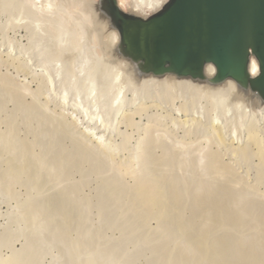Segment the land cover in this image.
Returning a JSON list of instances; mask_svg holds the SVG:
<instances>
[{"label": "bare ground", "instance_id": "bare-ground-1", "mask_svg": "<svg viewBox=\"0 0 264 264\" xmlns=\"http://www.w3.org/2000/svg\"><path fill=\"white\" fill-rule=\"evenodd\" d=\"M36 1L37 0H27L28 4L32 7L38 6V3H36ZM51 1L52 3L48 2L47 5L45 4V7H47L49 11H52L54 15L56 13V16L54 17H60V23L58 24L59 28H56L57 25L54 27L57 33H53L55 36H52V40L49 42V45L46 46L48 50H50L51 52L53 51L52 54H54L52 58H45L46 54L44 55L40 53V57L45 59H41L38 66L35 63L37 68L35 64L34 66L35 69H39L37 75L39 77H42L41 80L43 79L45 82V92L43 91V98L46 101H44L43 103L44 109H49L50 111V108L52 107H50L49 105H54L55 107V109L53 108L54 110H51V112L54 113L50 114L51 112H49V115L54 114L52 116L53 118H48L50 120L47 122H50L51 120L57 122L58 128L59 126L60 128H62H59L61 130V135L62 133H65L66 135L75 138L72 144L77 146V148H81L78 153H81L82 151L83 153H87V151H93L94 153H98L95 155L102 157L104 156V158L108 159V161H112V159L115 160L119 156L116 151L113 150L116 146L108 143L107 135L114 134L117 130H119V126L123 125L125 120L133 116H129L130 114L127 115V113H125V109L128 105L127 94H130L132 92L133 96L136 94L138 95L139 92H134L135 90H133V85H141V87L139 88H142V86L144 88L147 86H150V88L151 86L153 88L154 86L155 88L161 87L163 89V94H165L166 96L170 91H173L174 89L176 91H179L181 88H187L190 90V93H194L195 96L198 95L199 104L201 103V100L205 95L206 97L209 96L213 98V100L211 101L215 103L217 109L219 110H216V113H220L219 115H214L215 117L213 116L212 118L213 121L211 128L213 135H211L214 136L220 144H225V139L227 143V138H225L224 132L222 130L230 129L227 132V136L230 137L234 135L236 139L232 140L231 143L229 142V144H232V146H234L235 141H237L239 144V142L245 138L247 143L243 145V150L246 151L252 148L256 157H258L261 161L260 163H263L264 165V143L262 142L263 137H261L260 130L256 126L258 124H255V122L258 123V120L256 118H253V120L250 119V114L256 117L259 113L261 114V112L264 111V98L258 92L253 91L250 87H244L233 79H227L223 82L215 83L214 79L217 76V71L212 65L206 67L205 79L182 77L174 73H167L164 75L144 73L139 65L123 55L121 49L120 33L114 27L111 18L103 11L102 0H96V3L94 2L95 0ZM117 2L119 7L124 12L143 18H148L160 12L167 5L169 0H117ZM57 13L58 15H60L57 16ZM22 21L23 20L21 18L15 19L9 24V26L19 27L20 25H22ZM38 28L39 26L37 27V29ZM10 51V55L14 53V49L11 48ZM27 51H29V49ZM29 57L27 58L29 59ZM249 72L252 77H256L257 75H259V67L254 59H252L249 66ZM9 80L10 79H8V81ZM131 86L133 89L131 88ZM138 86H136V88ZM139 88L136 89V91H139ZM39 91L41 92V90ZM37 93L38 94H35L39 95V92ZM40 95L42 96V94ZM179 96L181 95H177V100L180 99ZM208 99L206 98L203 101ZM210 99L205 102L209 103ZM173 100L175 99L173 98ZM130 101L131 100L129 99V102ZM209 105L205 107V105L203 104L202 106L207 108ZM215 105L213 106L215 107L214 109H216ZM184 106H187V104ZM204 107L202 108L204 109ZM183 108L186 109L187 107H182V109ZM147 109L148 108H142L141 112L140 110L138 111L140 114H142V112ZM178 109L177 111H179ZM208 112L210 113V110ZM45 114L46 116H48L47 111L46 113H43L44 116ZM138 114L136 115L138 116ZM260 118H262V116ZM133 119L134 117H131L129 121L131 120L133 122H136ZM195 121H193V123H195ZM249 122L250 129L247 132L248 135L245 137L243 135V127ZM131 124L132 123H130V125ZM128 126L129 124L126 127ZM220 126H222L223 128ZM155 127L156 126H154V124H150L147 125L145 129L147 130V128H150L154 130ZM10 134L13 135L12 130L3 131L2 133H0V264H135L134 255L133 253L130 254V251H128L129 248L127 250L126 244H128L129 241H132V238H135L133 241L135 243V240H137V236H140L139 233H141V231L139 230L148 228V226L150 225V223L148 222L150 221V219L152 220V218H154L153 221L156 220V222H161V225L158 226L159 229H156L157 231H153V228L152 231L150 229L151 233L156 232V236L157 234L161 233L159 236H157L158 238L161 236L164 239H169V241H167L161 238L162 240H164V242L162 244L159 243L158 245H156L159 251L162 250L163 252L161 258L159 257L162 252H157L158 254H160L158 257L160 262H162L163 256H166L167 258L164 259H169L167 264H174L171 261L178 260L180 256L178 264L180 262H182L183 264H187L188 262L189 264L190 262H192V264H264V253L262 255L258 253L259 248L256 247L257 245H255V241L253 239V241H243L241 243L239 242V240H235L236 245H226L225 243L220 242L222 238H218V240H215V242H213L211 245L210 243L208 244V240L211 239L210 236L208 239L209 232L211 233L212 229H214L216 225H222V223L227 222L234 229L238 228V230H241L239 228H242L246 221L245 216H243L246 214V212L245 208L242 211L240 209V206H243V204L245 203V199H247L245 198L246 196L242 194L241 190L237 191V182L235 183L232 180L234 175L237 174L235 167H232L231 165L225 163L222 158L223 156L219 152V150L214 151L212 149H209L210 141L208 139L205 140V142L209 144L208 150L206 149V146L195 149L194 151H183L180 148V150L176 149V151H178L176 152L175 150H172L175 148L172 147V149H170L171 147L162 140V138L164 139L165 137L161 138L160 135V138H155V136H153L154 138L152 139L151 136L152 140L149 142V144L146 143V146L148 148H146L145 146V149L142 150L144 156L147 155V157L145 156L143 158L144 162L142 163L148 166L154 163V166H158V168L151 169V167L146 166L145 169H151H147L146 171L144 169L145 165H143V167L141 166L142 168L139 167V170L136 168L134 169L131 166L130 169L127 170V164H125L124 162L119 163L118 169L121 175L131 177L134 182V184H132L133 186H131L130 189L129 187L128 189L127 187L125 189V187L120 188L121 186H118L120 184H116L113 188L114 183H117L119 179L114 180L115 182H113L112 186L111 184L110 186L108 185V194L106 195L108 198L109 196H113L112 199L116 198V204L113 200L110 199L112 203L109 200L107 202L108 205L105 206L106 204L105 202H103V199L105 200L107 199V197L103 196V194L100 197L102 202L96 200L98 199L97 197H99L101 194L94 198L96 201H98V203L96 202V205H100L99 210L101 213L100 215H98V212L96 213L97 215L95 216H97V219L95 220L94 226L92 225L91 227H89V223L88 227H86L84 226V220H89L88 214L90 213V211L88 208L92 207L95 202L92 203L91 206V203L82 199V195L80 196V192L82 190L81 188H79L82 185L80 184L81 186H78L80 182H77L78 185L76 183H68V174H65L66 170L68 169L64 171L63 167L61 166V163L64 161L63 158L66 157L65 156L62 158L61 154H65L63 153V151L68 149L60 148L62 152L58 155L60 150L56 148L57 150H59V152L57 153V155L53 154L54 156H52L51 154L52 157L38 155L35 156L31 154L30 148L32 149V147L29 148V151V146L27 147L26 143L25 145L20 143L22 146L19 145L18 148L15 147V141H13L15 139L12 140ZM15 135L13 136L14 138ZM59 140H57V142ZM27 144L29 143L27 142ZM190 144L192 143H188V145ZM118 146L120 148V145ZM155 149L162 150L160 151L163 154H161L158 158L157 156L159 155V153L156 155ZM237 150L238 152H243L241 148ZM75 151H77V149ZM172 151L178 154L179 157L191 154L195 155V161H193L197 165V167H195L200 170V167L202 165V169H206V171L208 170L209 175L212 174L214 180H216L215 183H217V186L212 185L214 184V180L213 182L210 181V184L209 182L203 183L204 177L206 178V176L202 177L203 172H200L201 178H199L200 180L198 184H202L203 186L198 189L199 192H197L199 194H196L194 197L193 208H190V214L185 213L186 200L182 190L184 186L181 187L179 185L180 183L176 184L178 182H174L175 179L173 180V183L169 182L172 180L171 174L174 172V170H171V173L168 170L173 167V164L170 167L168 166V173H166V171H163L168 174V178L166 179V181L168 180V182L170 183H168V186H172L173 184L175 186L172 187V190L168 189L170 190V192L166 189L168 188L167 184L163 186L164 184L162 180L165 178L161 177L159 174H155L154 176H152L153 174H148L150 173L149 170L152 172H157L159 167L164 168L165 166H167V161L171 160L170 158H172ZM174 153L172 154L174 155ZM39 155L42 154L39 153ZM245 155H247L246 152ZM67 156H69V154H67ZM89 156H91V154ZM72 157H75V159H70L76 162V164L82 162L80 160H77L78 158L76 156ZM168 158L169 160H167ZM87 160L84 161L86 162ZM98 161L100 160L98 159ZM177 161H179L178 163H180L179 159ZM172 162H170V164ZM76 164L73 165L72 163L74 167L71 165L70 166L75 169ZM82 164L84 165V163ZM176 165L178 164H175V166ZM154 166L152 165V167ZM1 167H3L4 169L1 170ZM103 168L101 169L103 170ZM104 171L108 172L110 170L108 169L107 171L105 169ZM113 172L115 173V171ZM113 175L115 176V174ZM106 177L108 178V176ZM39 178L41 180V186L43 190H48L47 193L50 195L44 192L48 195H45L44 197V195L41 193L42 189L41 191L39 190L40 192L38 193L37 189H39L40 186L38 184H36L38 185L36 186L38 187L36 188V190L35 187L32 188L35 184L33 180H39ZM1 182L3 183V185L5 184L6 188L2 185ZM48 185H52L51 190H49L50 188H46ZM2 186L4 187V189L2 188ZM12 186H19V188L23 187V189L27 186L25 188V194L20 193L21 196H23L22 199L17 197L19 193H15V188L13 189ZM202 187L204 189H202ZM34 191H36L37 193H33ZM200 191L202 192L200 193ZM238 193L241 195L239 196ZM230 194L232 195L231 197L229 196ZM117 200H119L120 202L118 201L117 203ZM121 200L124 202V204L123 202H121ZM109 202L111 204H109ZM109 205H114L113 207L116 208V212L107 209L110 207L112 208V206L109 207ZM118 205L121 206L119 207ZM254 205L255 204H253V206ZM3 206H6V208L8 207L9 210L3 212ZM117 207H119L118 210ZM123 208H125L124 211ZM117 211L119 213L123 212V214L126 213L123 216H126L127 213H135L136 217H134L133 215L132 218L137 219V217L139 216L138 220H136L135 222H131L129 220H132V218L128 219V221L132 224L129 223L126 219L125 221L130 224V227L134 223L136 224V222L138 223L140 221L139 224H141V228H135L134 226L136 225H134L130 228L131 230L129 231V233L127 231L126 235H129L130 233L132 236H134V234L136 235L134 237L129 235V239L125 236L129 241L122 235L120 238H124L123 240H119L117 243H115V241V244L111 243L113 241L110 240V242L108 240L109 244H107V239L104 240L105 234L108 232V230L115 229L114 227L116 226V224L113 220L119 218L116 217V215L119 214ZM251 215L255 216V214ZM256 215L257 216L254 219L259 225L260 228L258 227V231H260L261 227L264 228V213H257ZM113 217H116V219L111 220V218ZM95 218L96 217H94V219ZM4 220L6 221L3 222ZM117 221L118 219L115 222ZM122 222H124V220ZM122 222L119 223L121 224V227L124 224ZM125 226L126 223L124 227ZM121 227H119V229ZM126 227L125 229L127 230L129 227ZM149 228L151 227L149 226ZM125 229L123 230L125 231ZM135 229H137V232ZM147 230L148 229H146L145 231ZM142 235H144V238H147L149 236L151 241L155 237L153 240L155 243H157L158 241V238L155 235L153 238L152 234L151 236H145V233L143 232L141 234V237ZM139 236L138 238L140 239ZM149 237L146 241H149ZM108 238L110 237L108 236ZM153 241L151 243L155 244ZM136 242L139 241L137 240ZM37 243H39L40 245V250L37 247ZM171 243H173L174 247V243H177V247L179 245L178 249L180 250V252H177L176 254L178 257L177 259L175 257L173 258V251L176 253L178 249L175 251V248ZM18 244H20V248L17 247ZM145 246H148V244ZM157 247L153 251L157 250ZM173 248L174 250L171 251ZM48 260L50 262H48ZM164 262L165 261H163V264ZM175 264H177V262Z\"/></svg>", "mask_w": 264, "mask_h": 264}, {"label": "rangeland", "instance_id": "rangeland-1", "mask_svg": "<svg viewBox=\"0 0 264 264\" xmlns=\"http://www.w3.org/2000/svg\"><path fill=\"white\" fill-rule=\"evenodd\" d=\"M48 2L52 3L51 0H43V1L37 0L36 3H38L37 4L38 6L32 7L28 4L27 0H0V133H2L3 131H9V130L11 131L12 130L13 135L10 134V136L12 137V140L15 139V140H13V141H15V147L18 148L19 145H21V144L25 145V143H26L27 147L29 146L28 150L30 147H32V149L30 148L31 154H33L35 156L38 155V156L52 157L54 155H57L60 148L68 149V150L63 151V153H65L66 155L61 154L62 158L66 156L65 158H66L67 162L65 161V158H63L64 161L62 160L63 164L61 163V166L63 167L64 171L66 169H68V170H66L67 173L65 172L66 175L68 174L67 175L68 176L67 178H69L68 183H72V184L76 183L77 184V182L78 183L80 182L79 185L78 184L77 185L78 186L82 185L81 187H79L82 190V191L80 190L81 191L80 196L82 195V197H83V198L82 197L81 198L86 200L87 202L91 203V206H92V203L95 202L92 207L88 208L90 213L88 212L89 216L87 215L89 218V220L86 219L87 225H86V220H84V226H86V227H88L89 223H90L89 227H91L92 225L93 226L95 225V220L97 219V216H95V215H97L96 214L97 212L99 213L98 215H100V213H101L99 210L100 205L99 206L96 205L98 203V201H96V200H99L100 202H102V200L100 199L102 194H103V196L107 197V195H106V194H108L107 189L110 186V184L112 186L113 182H115L114 180L119 179L117 183H114L113 188L115 187L116 184H120L118 186H121L120 188L125 187V189H126V187H127V189H128V187L130 189L131 186H133L132 184H134V182H133V179L131 177L121 175V173L118 169L119 163L124 162L125 164H127L126 165L127 170L130 169V166L133 167L134 169L136 168L138 170H139V167H141V166L143 167V165H145L144 169L146 166H148V165L142 163V162H144L143 158L145 156L147 157V155L144 156L142 150L145 149V146L147 144H149V142L154 138L153 136H155V138L159 137L160 135H161L160 136L161 138L165 137L164 139L162 138V140L165 143H167L168 146L171 147V148L169 147L170 149H172V147L175 148V149H172L175 151H176V149L180 150V148L183 151L184 150L194 151L195 149H198L201 147H206V146H207L206 149L208 150V148H209L208 145L210 144L209 149H212L214 151L219 150V152L223 156L222 158L225 161V163L231 165L232 167H235L237 174L234 175L232 180L235 183L237 182L236 183L237 184V186H236L237 191L241 190L242 194L244 196H246L245 198H247V199H245V203L243 204V206L242 205H241L242 207L240 206V209L242 211L245 208V212L247 215L246 214L243 215V216H245L246 221H245L244 225L242 226V228H239L241 230H238V228L234 229L227 222L222 223V225H216L214 227V229H212L211 233L209 232L208 239H209V236L211 239H209L210 242L208 240V244L210 243V245H211L213 242H215V240H218V238H222V240L220 242L225 243L226 245L227 244L228 245H231V244L236 245L235 240H239L240 243L243 241L249 242V241L254 240L255 245H257L256 247L259 248L258 253L260 255H262L264 253V232H263L264 228L261 227L260 231H258V229L260 227L254 218L257 216L256 215L257 213L258 214L264 213V204H263L264 203V197H263L264 196V167H263L264 165H263V163H260L261 161L259 160L258 157H256L254 150L252 148L250 150H246V151L243 150V145H245L247 143L245 138L242 140L243 143H242V141H240L238 144V142L235 141L234 144L236 146L235 145L232 146V144H229V142L231 143L232 140L236 139L234 135H232L230 137L227 136V132L230 129L229 130L228 129L222 130L224 132L225 138H227V143H226V139H225L226 145L224 143L220 144L218 142V140H216V138L214 136H212L213 135L212 128H211L212 127V121H213L212 118L214 115H219V113H220V112L216 113L217 112L216 110H218V109H217V106L215 105V103L213 101H211V100H213V98H211L209 96L206 97V95H205L204 98H202V100H201L202 104L201 103L199 104L198 95L195 96L194 93H190V90L187 88H181L179 91H176L174 89L173 91H170L168 94L166 93L167 94V96H166L165 94H163V91H162L163 89L161 87L155 88V86H154V88H153L151 86V88H150V86H147V87H145L146 88L145 89L143 86H142V88H139V87H141V85L140 86L136 85V86H138L137 88L135 85H133V88H134L133 89L131 86V88L133 90H135L134 92H136V93L139 92V93H138V95L136 94L137 96L136 95L133 96L132 92L130 94L129 93L127 94V98H128L127 104L128 105L126 104L127 107L125 109V113H127V115L130 114L129 116L133 115L131 117H134L133 120L136 122H133L131 120L129 121V119L131 118V117H129L127 120L124 121L122 126L121 125L119 126L120 131L117 130L114 134L107 135L108 143H111L112 145L116 146L113 150L116 151V153L119 155L115 160L112 159V161L111 160L108 161V159H105L104 156L102 157V156L95 155L98 153H94L93 151H89L90 153L88 151H87V153H83V151L81 153H78L81 148L80 147L77 148V146L72 144V142H73V140H75V138L68 136L65 133L64 134L62 133V135H61L60 129H62V128H60V126H59L60 129L58 128L57 122L52 121V120L50 122H47L50 120L48 118H51L54 115V114L49 115V112H51V110H54L55 107H54V105H49L50 107H52V108L48 107L51 109L50 111H49V109L45 110L43 107L44 106L43 103H44V101H46L43 98L44 97L43 94L45 92V86H44L45 82L43 79L41 80L42 77H39L37 75L39 69L38 70L35 69V66H36V64H37V66L39 65L41 59L52 58V56L54 54V53L52 54L53 51L51 52L50 50H48V48L46 46L49 45V42L52 40V36H55L53 33H55V34L57 33L55 31L54 27L56 25L58 26V24L60 23V20H59L60 17H54V16H56V13L54 15L52 11H49V9H47V7H45L48 4ZM94 2L96 3L97 1L95 0ZM59 15L57 13V16H59ZM18 18H21L23 20L22 21L23 23L21 22L22 25L19 24L20 25L19 27L18 26L17 27L9 26V24L13 20L18 19ZM35 26H37V27L39 26V28L37 29V27H35ZM57 26H56V28H59V26L58 27ZM11 48L14 49V53L10 55V52H11L10 49ZM28 49H29V51H27ZM40 53L44 54V55L46 54V57L45 58L40 57L41 56ZM25 55H27V56H25ZM27 57H29V59ZM26 59H28V60H26ZM33 60H34V62H33ZM26 62H28V63H26ZM24 63H26V64H24ZM30 64H31V66H30ZM34 64H35V66H34ZM37 66H36V68H37ZM8 79H10V80L8 81ZM14 85H15V87H14ZM26 85H27V87H26ZM138 88H139V91L138 90L136 91V89H138ZM38 89L41 90V92ZM16 90H18V91H16ZM36 91L39 92V95L42 94V96L36 95V94H38ZM177 95H181V96H179L180 99H178V100H177ZM39 97H42L43 99L39 98ZM165 98H166V100H165ZM173 98L175 100H173ZM206 98L207 99L211 98L210 99L211 103L205 102V101H208L209 99L203 101ZM129 99L131 100L130 102H129ZM196 101H198V102H196ZM166 102H168V103H166ZM158 104H160V105H158ZM186 104H187V106H184ZM198 104L200 107L198 106ZM203 104L205 105V107L210 104L208 106L209 108L208 107L205 108L204 106H202ZM145 105H146V107H145ZM211 105H212L213 109L211 108ZM214 105L216 106V109H214L215 108V107H213ZM33 106H35L36 109ZM180 107H181V109H182V107H185V108L187 107V108L186 109L183 108L181 110ZM202 107H204V109H206V110H204ZM142 108H148V109L145 110L144 112H142V114H140L138 110H140V112H141ZM177 109L179 111H177ZM202 109L204 110V112ZM180 110L182 113L180 112ZM209 110H210V113L208 112ZM213 110H215V111H213ZM46 111L48 113V116H46V114H45V116L43 115V113H46ZM187 112H188V114H187ZM52 113H54V112H51L50 114H52ZM135 113L138 114V116ZM262 113L264 115V111H262L261 114L260 113L258 114V116L260 115L259 117L258 116L254 117L252 114H250L251 116L250 115L249 116H250L251 120H253V118H256L258 120L257 121L258 123H256L255 121L254 122H255V124H258L256 126L260 130L261 137H263L262 142L264 143V118H263L264 116L262 115ZM202 115H204V116H202ZM261 116H262V118H260ZM197 119H198V121H197ZM251 120H249V121H251ZM185 121H187V122H185ZM193 121H195V123H193ZM184 122H185V124H184ZM130 123H132V124L135 123V124L130 125ZM128 124H129V126H132V127H129V126L126 127ZM150 124H152V125L154 124V126H156L154 130L150 129V128H147V130L145 129L146 126L150 125ZM220 127H222V126H220ZM7 129H9V130H7ZM249 129H250V122L243 127V135L245 137L248 135L247 132L249 131ZM14 135H15V138L13 137ZM49 135H50V137H49ZM146 136H147V138H146ZM151 136H152V139H151ZM16 137H17V139H16ZM59 137H60V140H59ZM131 138H132V140H131ZM140 139H142V140H140ZM207 139L210 141L209 144H207V142H205V140H207ZM57 140H59L60 142L59 141L57 142ZM201 140H202V142H201ZM27 142L29 144H27ZM127 142H129V143H127ZM184 143H187V144H184ZM188 143H192V144L188 145ZM213 143H214V145H213ZM118 145H120V148ZM188 147H190V148H188ZM56 148L59 150H57ZM146 148H148V147L146 146ZM240 148L243 152H238L237 149H240ZM74 149L75 150L77 149V151H75ZM69 150H71V151H69ZM155 150H156V152H155L156 155L159 153L157 158L160 157L161 154H163L161 152L162 151L161 149H155ZM61 152L62 151L60 150L58 155ZM176 152H178V151H176ZM245 152L247 153V155H245ZM39 153L42 155H39ZM76 153H77V155H76ZM172 153H174V152L173 151L171 152L172 158L169 157L171 160H169V158L167 159L169 161H167L168 164L164 168L159 167L157 172H152V171H150L152 168L153 169L158 168V166L155 167L154 166L155 164L152 163V165L154 167H152V165L149 164L150 166H148V167H151V169L146 168L145 170L147 171V169H150L149 170L150 173H148V174H151V175L153 174L152 176H154L155 174H157V175L159 174L161 177L165 178L162 181L164 184L163 186H165L167 184V187H168V188H166L167 190L168 189L172 190V187L174 186V184L172 186L169 185L170 186V188H169V186H168L169 182L173 183L174 179L178 180V181L174 180V182H178L176 184L180 183L179 185L181 187L184 186L182 190H183V195H184L185 200H186L185 203L187 204V205L185 204V208H186L185 213L190 214V210H191L190 208H193L194 197L196 194L197 195L199 194L198 189L201 186H203L202 184L201 185L198 184V182L200 180L199 178H201L200 172H203V175L201 174L202 177L206 176V178L204 177L203 183L209 182V184H210V181L213 182L214 177L212 174L209 175L208 170L206 171V169H204L205 170V172H204V170L202 169L203 168L202 165L200 167V170L198 168H196L197 165L193 162V161H195L194 160L195 155L191 154V155H184L183 157L182 156L179 157L178 154L174 153V155H173ZM51 154H52V156H51ZM67 154H69L70 157L67 156ZM70 154L72 156H76L78 158L77 160H80L82 162L80 163L78 161L79 163L76 164V162H74L73 160L70 159V158L75 159V157H72ZM73 154H75V155H73ZM90 154H91V156H89ZM85 157H86V159H85ZM96 158H97V160H96ZM67 159L69 160V162ZM98 159L100 161H98ZM104 159H105V163H104ZM178 159L180 160V163H178L179 162V161H177ZM84 160H87V161L85 162ZM70 161L73 163V165L76 164L75 169H73L74 166L72 165V163ZM65 162H66V164H65ZM170 162H172V163L170 164ZM82 163H84L85 166ZM172 164H173V167H171V169H169V167ZM175 164H178V165L175 166ZM67 165H69V166H67ZM70 165L73 167H71ZM79 165H81V166H79ZM94 166H95V168H94ZM1 168H2L1 170L4 169L3 167H1ZM101 168H103V170ZM160 168L162 169V171ZM167 168L169 169L168 171L170 173L172 172L171 170H174V172L171 174L172 180L170 179L171 181H169V182H168V180L166 181V179L168 178V174H166V173H168ZM70 169H71V171H70ZM105 169L107 171L109 169L110 171L105 172L104 171ZM113 171H115V173ZM163 171H166V173ZM140 173H141V171H140ZM160 173H162V174H160ZM170 173H169V175H170ZM113 174H115V176ZM198 174H199V176H198ZM106 176H108V178ZM210 178H213V179H210ZM37 179H38V177H37ZM111 180H113V181H111ZM164 180H165V183H164ZM33 181L35 184L33 185V187L31 185L30 186L32 188L35 187V190H36V188H38L36 186L40 185L39 189H37L38 193L42 189L41 193L44 195V197H45V195L46 196L50 195L47 193L48 190L47 191L43 190V188L41 186L40 178H39V180H33ZM215 182H216V180H214V184H212V185L217 186V183H215ZM36 184H38V185H36ZM240 184H241V186H240ZM2 185H3V183H2ZM3 186L5 187V184ZM3 186H2V188L4 189ZM51 186L52 185H50V186L48 185L46 188H50L49 190H51ZM26 187H24V189H23V187L19 188V186L13 187V189L15 188V193H17V194L19 193V195H17L18 198H21V199L23 198V196H21V194H25V188ZM46 188H44V189H46ZM188 189H190V190H188ZM202 189H204V188L202 187ZM105 190H106V192H105ZM170 190H168V191L170 192ZM98 191H101V192H98ZM202 191H200V193ZM37 192L34 191L33 193L36 194ZM44 192H46L48 195L45 194ZM96 192H97V194H96ZM52 193H53V190H52ZM254 193H255V195H254ZM35 194H33V195H35ZM238 195L240 196L241 194L238 193ZM38 196H39V194H38ZM97 196H99V197H97ZM229 196L231 197L232 195L230 194ZM229 196H227V197H229ZM96 197L98 199L95 200L94 198H96ZM112 197L111 196H109V198L107 197L108 200L105 199L106 201L103 199V202H105V204H106L105 206L108 205L107 202L110 199L113 200L114 203L116 204V202H115L116 198L112 199ZM111 200H110V202L112 203ZM118 201L119 200H117V203H118ZM110 202H109V204H111ZM121 202H123V201L121 200ZM123 204H124V202H123ZM253 204H255V205L253 206ZM110 206H112V208ZM113 206L114 205H109V207L111 209L110 208H107V209H109L113 212L114 211L116 212V208H114ZM101 207H103V206H101ZM119 207H117V210L119 209ZM113 209H115V210H113ZM8 210H9L8 207L7 208H6V206L2 207L3 212H6ZM124 210H125V208H123V211ZM186 210H187V212H186ZM91 213H93V214H91ZM119 214L116 215V217H119V218H117L118 219L117 222H115L117 220L116 217L111 218V220L116 219V220H113L114 223L116 224V226L114 227L115 231L114 230H108V232H107L108 235H107V233L105 234L104 240L107 239L106 240L107 244H109L108 240L113 241V242L110 241L111 243H114L115 241H116L115 243H117L119 240L121 241L126 237L128 238V236L131 235V233L129 235H126L127 231L129 233V231L131 230L130 228L134 225H136V226H134L135 228H138V229L141 228V226H140L141 224H139L140 221L138 223L136 222V224L134 223L130 227L129 223L135 222L136 220H138V217H139L138 215H137L138 216L137 219L132 218L133 215H134V217H136L135 213H133V214L127 213L126 216H123L126 214V213L123 214V212L122 213L120 212ZM251 214H255V216L251 215ZM92 216H93V219H92ZM94 217H96V218L94 219ZM130 218H132V220ZM125 219L127 221H128V219H130L129 221H131V222L128 221L129 222L128 223L127 221H125ZM123 220H124V222H122ZM153 220H154V218H152V220L150 219V221L148 222V223H150L149 226L151 228H149V226L147 225L148 228L139 230V231H141V233H139L140 236L138 235L140 237V239L138 238V236L136 238L139 242H136L137 240H135V243H136L135 244L133 242L135 238L134 239L132 238V241H129L128 240L129 238L128 239L126 238L129 241V243L126 244V246H127L126 248H127V250L129 248L128 251H130V254L133 253L135 264L136 263L137 264H160V263L163 264V261H165L164 264L168 263L169 259L168 260L164 259V258H167L166 256L165 257L163 256V258H162L163 260L161 259L162 262L159 261L158 257L160 254H158V253H161L162 250L159 251V249L156 245H158L159 243L162 244L164 242V240L169 241V239H166V238L164 239L161 236L158 238L157 236H159L161 234L159 232H158L159 234H157V236L155 235L156 232L151 233V231L153 229H154L153 231H157L156 229H159L158 226L161 225V222L159 223L158 221L156 222V220L155 221H153ZM5 221L6 220H4L3 222H5ZM120 222L124 223L122 225V227L120 226L121 224H119ZM125 223L127 226V227L126 226L125 227L126 228L129 227L127 230L124 227ZM137 225H138V227H137ZM116 227H118V228H116ZM119 227H121V228L119 229ZM122 228L125 229V231ZM146 229H148V230L145 231ZM150 229H151V231H150ZM121 230H123V231H121ZM135 230L137 232V229H135ZM132 231H133V229H132ZM119 232H121V233H119ZM143 232L145 233V236H148V235L151 236V234H152L153 235L152 238L155 235L158 238L159 242L157 241V243H155L153 241L155 238L154 237L152 241L155 244L151 243L152 241H151L149 236H148L149 241H146L148 237L144 238V235H142L143 238L141 237V234ZM122 235L124 237V238L122 237L123 239L120 238ZM108 236L110 238H108ZM134 236H136V235L134 234ZM134 236H132V237H134ZM117 238H120V239H117ZM161 238H163L164 240H162ZM112 239H115V240H112ZM161 240H162V242H161ZM39 243H37V247L40 250ZM144 244L145 245L148 244V246H145ZM171 244L173 246V243H171ZM154 245H155V247H154ZM174 245H175V247L174 246L173 247L175 248V251H176L178 249L179 245H178V247L176 246L177 243H174ZM172 246H171V248H172ZM17 247L20 248L21 247L20 244H18ZM153 247H154V249L157 247V250L153 251L154 250ZM174 248L171 251H173ZM142 249H143V251H142ZM145 249L146 250L148 249V250L146 251ZM178 250L176 251V253L173 251V258L174 257L176 259L178 258L176 255L177 252L178 253L180 252V250L179 251ZM134 251L137 252L138 254L135 253ZM162 255H163V252L159 258H161ZM153 259H155V260H153ZM179 259H180V256H179L178 260ZM178 260H174L175 262L174 261H171V262L174 264L177 262V264H178ZM48 262H50V261L48 260ZM180 263L183 264L182 262H180ZM187 264H189V262ZM190 264H192V262H190Z\"/></svg>", "mask_w": 264, "mask_h": 264}, {"label": "water", "instance_id": "water-1", "mask_svg": "<svg viewBox=\"0 0 264 264\" xmlns=\"http://www.w3.org/2000/svg\"><path fill=\"white\" fill-rule=\"evenodd\" d=\"M103 11L121 36L123 55L144 73L205 79H233L264 98V0H169L155 15L124 12L117 0H102ZM252 59L259 75L252 77Z\"/></svg>", "mask_w": 264, "mask_h": 264}]
</instances>
